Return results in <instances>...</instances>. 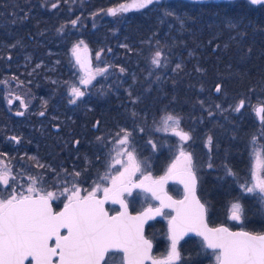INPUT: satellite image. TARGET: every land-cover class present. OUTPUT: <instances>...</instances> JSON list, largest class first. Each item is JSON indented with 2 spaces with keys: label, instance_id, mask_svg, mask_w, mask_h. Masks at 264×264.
Masks as SVG:
<instances>
[{
  "label": "trees",
  "instance_id": "obj_1",
  "mask_svg": "<svg viewBox=\"0 0 264 264\" xmlns=\"http://www.w3.org/2000/svg\"><path fill=\"white\" fill-rule=\"evenodd\" d=\"M129 1L0 0V80L22 83L29 93L53 94L51 112L58 115L54 128L36 123L43 127L36 131L23 119L18 126L0 102V158L4 167L13 169L7 187L20 189L30 177L49 187L65 176L89 187L104 171L107 137L114 135L111 129L119 126L126 108L139 155L160 174L170 152L154 149L147 140L155 136L154 120L170 113L181 116L203 163L198 191L209 222L264 231V205L258 195L244 190L254 149L260 148L264 157V119L260 122L253 109L264 104V4L161 0L120 11ZM80 40L117 50L118 63L133 71L130 90L117 92L132 99L122 111L111 98L85 114L61 105L70 49ZM157 52L166 56L165 65L152 63ZM241 100L245 104L237 111ZM3 191L0 196L9 195ZM236 201L244 209L241 221L229 216ZM146 233L154 241V254L166 256L172 241L164 218L149 223ZM179 252L180 258L168 264H215L200 237L185 238Z\"/></svg>",
  "mask_w": 264,
  "mask_h": 264
},
{
  "label": "snow or ice",
  "instance_id": "obj_2",
  "mask_svg": "<svg viewBox=\"0 0 264 264\" xmlns=\"http://www.w3.org/2000/svg\"><path fill=\"white\" fill-rule=\"evenodd\" d=\"M159 2L160 0H133L130 6L121 5L120 11H127L128 7L147 8ZM251 3L264 4V0H251ZM109 11L115 15L117 10ZM165 14L173 15L171 12ZM160 55V52L155 54L153 64L160 65ZM179 67L180 65H177V68ZM106 71L107 69H97L96 73L103 74ZM123 71L124 69L121 68V72ZM91 79H94L93 74L82 78L81 83H90ZM220 90L218 85L216 91ZM72 95L79 98L84 95V92L74 87ZM75 102L76 99L71 101V103ZM236 110L238 111L239 107ZM258 111L264 113V107ZM43 114V112L40 113V115ZM168 121H173L177 126L179 124L178 119L172 116L165 118V124ZM173 130L183 141L191 138L186 132ZM122 131H125V135L118 141L119 145L129 142L130 133L126 130ZM211 140L212 138L209 137V144ZM115 151L116 163H120L121 151L119 148ZM124 152L128 156L125 170L111 178V188L101 189L100 184H95L91 191H86V194L82 196L80 189L73 184L72 188L64 189V193H67V203L62 211H54L50 203L55 198V193L45 192L35 197L31 195L33 192L40 191L35 187L37 180L34 177H30L32 186L27 189L29 195L17 193L16 189L12 188L7 197L0 196V264H25L29 258L34 261V264H116V253L123 254L119 264H144V261L150 258L152 244L143 235V225L147 219L152 218L150 215L152 210L149 209L138 216L128 215L127 204L120 197L123 192L131 194L129 187L131 174L139 171L140 165L133 152L127 149H124ZM180 155L184 158L185 167L175 174L181 176L180 182L184 184L188 195L181 201H172L166 194L161 195L163 181L174 174L175 164L165 177L153 182L158 187L147 189L161 201L160 207L155 209L156 215H160L165 207L174 208L176 212L170 220L172 243L165 264L180 258L177 243L188 232L201 236L206 248L219 250L216 254L219 264H264V235L230 232L224 227L207 228L204 224L205 205L195 196L196 175L193 171L191 154L181 150ZM208 166L212 167L211 164ZM261 166H264V162L259 161L257 155V167ZM126 173H128L127 176ZM227 174L234 175L231 170H227ZM75 175L80 174L75 173ZM109 178L106 173L102 180ZM145 179L149 178L145 177ZM0 184L9 185L6 169L0 171ZM143 184L144 182L141 181L140 184L131 186L142 187ZM244 190L249 194L258 193L261 201H264V177L254 173V182L251 186L244 185ZM101 191L102 198H98L97 193ZM110 199L114 203H120L125 209L124 212L117 216H109L104 205ZM243 211L242 204L233 203L231 218L240 220ZM61 230H66L65 234H61ZM153 264L157 262L153 261Z\"/></svg>",
  "mask_w": 264,
  "mask_h": 264
},
{
  "label": "flooded vegetation",
  "instance_id": "obj_3",
  "mask_svg": "<svg viewBox=\"0 0 264 264\" xmlns=\"http://www.w3.org/2000/svg\"><path fill=\"white\" fill-rule=\"evenodd\" d=\"M82 41H84V44H82L83 49L81 51L82 53L81 60L74 61L72 57V50L77 42L73 44V46L70 49L69 57H70L71 65L68 67L67 74L65 75L64 81L62 83L63 84L62 94L64 98V103L61 102V105H64L67 109H71L73 111L80 110L82 111V113L85 114L88 110L91 111L93 109H96L97 106L101 105L103 100L107 101L108 99L111 98V101L113 103L118 102L116 106L120 108V110L122 111L123 108L128 105L126 103H131L132 99L129 98L128 95H125V98H126L125 99L122 94L119 96L117 92L119 91L123 92V90L128 92V90H130V87L133 84V77H132L133 71L127 68L126 70L121 72V68L124 69L125 64L124 62L118 63V59H117L118 54L116 52L117 50L115 51V53H113L112 48H108V49L95 48L89 45L85 40H82ZM78 65L82 68V73L86 75V77L89 74H93L94 79H91L90 83L83 84L81 87L82 88L81 91L84 92V95L82 97L75 98L72 95L71 85L79 77ZM97 69H107V71L104 72L103 74H97L96 73ZM15 84L16 85L13 86L10 82H7L6 80L5 81L2 79L0 80V102L3 103L6 109V112L10 116V118H13V121L17 123L18 126H19V123H18L19 121H21L22 119L26 120L28 121V123H32L30 126L34 128L36 131L41 130L43 128V127L39 128L37 125H35L36 123H39V125L47 123L48 125L51 126V128H54L55 121L58 115L54 117L51 112L52 109L55 108V106L52 107V105L50 104L51 101L49 99L50 98L49 96H53V94H49V96H47V95L38 94V93H34V94L29 93L27 90V87L24 84L22 83L17 84L16 82ZM7 95H9L8 100L6 99ZM73 99H76L75 103H71ZM58 105L59 104H57L56 106ZM41 112H43L44 114L40 115ZM17 113H23V114L18 115ZM122 113H123V115L121 116L122 118L118 122L119 126L116 128L113 127L111 129V132L114 135L107 137L110 141L108 143L109 145H106L107 146V157L105 160L106 164H105L104 171L101 173V175L106 171L108 167L110 152H111V149L113 148L114 142L118 138L125 135V131H122V130H126L127 133H130L129 137L135 149H136V145L138 144V142L135 141L133 138L132 115L129 113V111H127V108ZM168 116H172L178 119L180 128L184 129L181 116L170 114V113L162 114L161 116H159L158 118L154 120V123L152 126L153 133L155 136L149 137L147 142L152 144L154 149L166 148L170 152V149L167 148L166 145H171L175 141V138L172 135V133H166L164 130L162 131V128L160 126V124L165 121V117H168ZM5 122L6 120L4 119L3 123ZM18 138L19 137L17 136V139ZM157 141L158 142L161 141V144L158 143ZM138 147L140 146L138 145ZM140 148L143 149V146L141 145ZM140 158L146 161L147 164L149 165L148 161L144 158V156H140ZM170 158H171V154L169 156L167 166L169 165ZM167 166L165 170L160 174H157L154 170H150L149 168L150 174L149 176H147L149 179H145V176L138 178L134 175L133 177H131V182L155 180L161 176H165L168 174ZM180 169H183V168H180ZM180 169H176L174 170V172ZM196 173L198 175V172ZM100 177L101 176H99V178ZM174 188L178 189V191L176 190L177 192L175 193L172 191ZM168 190L177 197L183 194L182 187H180L177 183H169ZM19 191L20 189L17 188L16 192L20 193ZM49 192H53V191L50 190ZM44 193H45L44 191L40 190L39 192L31 193V195L32 196L42 195ZM23 194L29 195L28 192H25ZM141 194H146L147 196L152 198L154 203L150 205H146L147 203ZM97 195H102V194L97 193ZM123 197L126 199L132 212H137L147 207H155L159 204L150 194L140 189H135L134 191L131 192L130 195L129 193H124ZM52 203H53L55 211H58L67 202L65 200H63L62 202H59L58 199L57 200L53 199ZM107 207L111 213L119 210V205L113 204L110 202L107 204ZM169 212H172V211L165 210L163 217L165 216V214ZM229 216H230V213H229ZM220 224H226V223H220ZM122 255H123L122 253L115 254L116 257L122 256ZM27 264H32V262L28 261Z\"/></svg>",
  "mask_w": 264,
  "mask_h": 264
},
{
  "label": "rangeland",
  "instance_id": "obj_4",
  "mask_svg": "<svg viewBox=\"0 0 264 264\" xmlns=\"http://www.w3.org/2000/svg\"><path fill=\"white\" fill-rule=\"evenodd\" d=\"M132 3H133V0H130L127 3H124L123 5L130 6V5H132ZM128 8L131 9V8H135V7H128ZM95 14L99 15L100 12L98 11ZM81 41L82 40L78 41L75 44V46H74V48L72 50V57H73L74 61L81 60V55H82L81 51L83 49L82 48V44H84V41H82L83 43H81ZM77 46H79V47L77 48ZM74 49H76V51H74ZM159 60H160V64H164L165 65L167 58H166L165 55H163V56L159 57ZM78 73H79V77L71 85V88L73 89L75 87V88H79L81 90L82 89L81 87L84 84V83H81V80H82V78H85L86 75H84L82 73V68L79 65H78ZM6 93H7V91H6ZM6 99L7 100L9 99V95L6 96ZM258 104L259 103L255 104L253 106V109H255L256 105H258ZM243 106H242V108H243ZM160 126L162 128V131L164 130L166 133H172V135L175 138V141L171 145H166V147L170 149V154H171L170 162H169V165L167 166L168 167L167 168L168 172H169V169H171L174 164L176 165V169H180V168H184L185 167L184 158L180 155L181 150H183L185 153H190L191 154L193 169L196 172L199 173L200 170L202 169L203 163H202V161L200 159V156L196 154L198 152L193 150V148H192L193 144L190 143V139H189V141L187 140L188 142L181 140L180 136L175 134V131L173 130V128L176 131H182V132H186L188 134H189V132H187L183 128H180V124H178V126L176 124H174L173 121H168L167 124H165V121H164V122H162L160 124ZM189 135L191 137V134H189ZM122 137L118 138L113 144V148L111 149V152H110L109 164H108V167H107L106 171L101 175V177L96 182L92 183L89 186L90 188L88 186H86V185L78 183L75 180L77 178L69 179V178H66V176H65V179L55 180V182H53L51 184H48L49 187H47V185L43 184V182L39 183L37 181V183L35 184V187L37 189H40L41 191H44V192H49L50 190H52L53 193H55V198L54 199L57 200L59 198H63V200H65L66 202H67V199H66L67 193H64V189L65 188H69V189L72 188L73 184H75L80 189L81 195H85L86 191H91L94 188L95 184H100L101 189H103L104 187H109L110 188L111 185H112L111 178L119 175L120 172H124V170H125V166H126L127 161H128V156H127L126 152H124V149H127V151H129V152H133L137 163H139V165H140V170L133 172L131 174V177H133L134 175L136 177H138V178H141V177H144V176L145 177L149 176V174H150L149 173L150 172L149 165L147 164L146 161H144L143 159L140 158V156H139L140 152L134 148L133 143L130 140V137H128V141H129L128 143H126L124 145H119L118 141ZM117 148H119L120 151H121V155L119 156L120 163H116L117 154H116L115 149H117ZM257 155L259 157V161L264 162V157H263L262 151L260 150V148L256 147L254 149V151H253L251 179H250V182L245 184V185L251 186V184L254 182V173L264 177V173H263V167L264 166L257 167ZM5 169L8 171V175H10V176H8V178L11 177V175L13 176V174H12L13 173V169L11 168V166L9 165V167H4V165L2 163V159L0 158V171H3ZM106 173L108 174V176L110 178L107 179V180H102V177H104V175ZM125 175L127 176L128 173H126ZM9 181H10V178H9ZM22 185H24L23 182H22ZM1 186H2L4 191L3 190H0V191L6 192L8 194L10 193L12 188H15L16 191H17V188L15 186H12L11 188H9V187H7V186H5L3 184H1ZM30 186H32V180L27 181L25 183L24 187L20 188V190L22 191L21 193L28 192L27 189ZM46 188H48V189H46ZM98 194H102V191L98 192ZM5 195H7V194H5ZM141 195L144 197V200L147 203L146 205H150V204L154 203L153 199L150 198L149 196H147L146 194H141ZM256 195L259 196L258 193ZM259 198H260V196H259ZM234 203H237V201L234 202ZM239 203L241 204V202H239ZM262 203L264 205V201H262ZM229 213H230V216H231V206L229 208ZM171 215H172V212H169V213L165 214V216L163 217L167 224H169ZM241 218H242V216H241ZM232 220L233 221H241V219L240 220L232 219ZM170 250L171 249L168 248V250H167V252L165 254L166 256L169 254ZM212 253H213V256H214V259H215V264H217L218 261L216 259V254L218 253V251H212ZM120 257L121 256L116 257V264H119Z\"/></svg>",
  "mask_w": 264,
  "mask_h": 264
},
{
  "label": "water",
  "instance_id": "obj_5",
  "mask_svg": "<svg viewBox=\"0 0 264 264\" xmlns=\"http://www.w3.org/2000/svg\"><path fill=\"white\" fill-rule=\"evenodd\" d=\"M241 102H243V103H242V106H243L244 103H245L244 100H241V101H240V104H239V106H238L239 109L242 108V106H241ZM262 107H264V104H262V103L256 105V107H255V113H256V115H257V117H258V120H259L260 122H262L263 119H264V113L259 112L258 109H260V108H262ZM180 170H181V169H180ZM178 171H179V170L175 171L173 175H169L168 178H167L166 180L163 181V185H162V187H163V192L161 193V195L166 194L167 197H171V200H172V201H181V200H183V199L185 198L186 195H188V193H187V191H186V189H185L184 184L180 182V181H181V176L175 174V173L178 172ZM193 171H194V170H193ZM194 172H195V171H194ZM195 175H196L195 196H196V198H197L202 204L205 205L204 224L207 226V228H209V229H214V228H221V227H224V228H227L230 232H248V233H251V234H253V235H264V231H262V232H254V231H251V230H248V229H244V228H231V227H230L229 225H227V224L212 225V224L209 222V219H208V208H207V205H206V203L203 201V199L201 198V196H200V194H199V191H198V189H199V177H198V175H197L196 172H195ZM165 176H166V175H165ZM165 176H161V177H165ZM161 177H159V178H157V179H155V180H147V181H143L144 184H143L142 187H132V186H131V185L140 184V182H131V184L129 185V187L131 188V192L134 191L135 189H140V190H144V191H146L148 194H150V195H151V196H152V197H153V198L159 203V204H158L157 206H155V207H147V208H144V209H142V210H140V211L132 212L131 209H130V207H129V205H128V203H127V201H126V199L123 197V194H124V193H128V192H123L122 195H121V197H120V198L123 199L124 202L127 204V212H128V215H129V216H138V215H140L141 213H144V212L148 211L149 209L152 210V212L150 213V215L152 216V218L147 219L146 222H145L144 225H143V235H144V237H145L146 239H148L149 241H151V244H152L151 250H150V252H149V257H150V258H149V259H146V260L144 261V264H153V261H156L157 264H165V262L167 261V257H168V255H167V256H161V257H159V256H156V255L154 254V241H153V240L147 235V233H146V228H147L148 223L152 222V221L155 220V219H158V218L163 217V215H164V211H165V210H171V211H172L171 218L174 217V216L176 215L175 209H174V208H168V207L163 208V209L161 210V214H160V215H156V214H155V209H157V208L160 207V205H161V201L158 200V199H156V198L152 195L151 192L147 191V189H148L149 187H158V185H155L153 182H154V181H159ZM169 183H177L180 187H182V189H183V194H182L181 196H179V197L173 195V194L168 190V184H169ZM35 196H38V195H34L33 197H35ZM97 197H98V198H102V195H97ZM109 202H110V203H113V204H117V205H119V210L116 211V212L111 213V212L109 211L108 207H107V204H108ZM50 203H51V205H52L53 210L55 211L52 201H51ZM64 205H65V204H64ZM64 205H63L58 211H56V212L62 211L63 208H64ZM104 208H105V210L108 212V215H109V216H117V215H119L121 212H124V210H125V209L123 208V206H122L120 203H118V202L114 203L111 199L108 200V201L105 203ZM171 218H170V220H171ZM65 232H66V230H61V234H65ZM169 233H170V237H171V232H170V221H169ZM190 236L200 237V238L203 240V238H202L201 236L196 235L194 232H188L186 235L183 236V238H181V239L178 241V243H177V250H178V251H179V246H180L181 241H183L185 238L190 237ZM207 249H208V250H211V251H218V252H219V250H213V249H210V248H207ZM179 253H180V252H179ZM29 261H31L32 264H34V261H32L31 258H29ZM174 261H175V260L170 261V262H168V263H171V262H174ZM27 263H28V261L25 262V264H27ZM217 264H219V261H218Z\"/></svg>",
  "mask_w": 264,
  "mask_h": 264
}]
</instances>
